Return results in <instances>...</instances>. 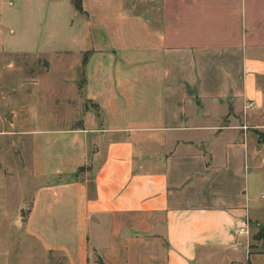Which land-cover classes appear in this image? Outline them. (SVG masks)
<instances>
[{
    "label": "crops",
    "instance_id": "obj_1",
    "mask_svg": "<svg viewBox=\"0 0 264 264\" xmlns=\"http://www.w3.org/2000/svg\"><path fill=\"white\" fill-rule=\"evenodd\" d=\"M15 1L0 0L1 22ZM53 4L73 7L75 30L51 31L71 73L48 100L52 126L28 132L17 222L34 257L264 264L234 234L264 217V0Z\"/></svg>",
    "mask_w": 264,
    "mask_h": 264
},
{
    "label": "rangeland",
    "instance_id": "obj_2",
    "mask_svg": "<svg viewBox=\"0 0 264 264\" xmlns=\"http://www.w3.org/2000/svg\"><path fill=\"white\" fill-rule=\"evenodd\" d=\"M34 2V7L22 0L15 1L13 7L6 6L15 17L0 21V254L6 253L0 255V262L3 257L6 264H44L34 257L33 249L26 244L25 228L17 222L19 216H26L24 204L34 185L28 132L52 126L44 119L51 112L48 100L55 90L63 88L59 81L71 73L69 68L62 70L69 61L63 57L60 63L49 48L60 41L59 33L56 40H50L52 30H75L74 18L65 9L73 7L65 4L57 9L54 0ZM21 206L23 211L17 213ZM260 225L263 229L264 217L253 223L249 234L253 251L264 248V241L258 239Z\"/></svg>",
    "mask_w": 264,
    "mask_h": 264
},
{
    "label": "built area",
    "instance_id": "obj_3",
    "mask_svg": "<svg viewBox=\"0 0 264 264\" xmlns=\"http://www.w3.org/2000/svg\"><path fill=\"white\" fill-rule=\"evenodd\" d=\"M250 107V105L246 106L245 108H248ZM244 130L247 129L246 126H243L242 127ZM234 234L236 236H245V237H249V234H250V227H249V224L246 223L244 227H241L240 229H237L235 230Z\"/></svg>",
    "mask_w": 264,
    "mask_h": 264
},
{
    "label": "trees",
    "instance_id": "obj_4",
    "mask_svg": "<svg viewBox=\"0 0 264 264\" xmlns=\"http://www.w3.org/2000/svg\"><path fill=\"white\" fill-rule=\"evenodd\" d=\"M72 4L75 8L76 11L80 12L81 11V0H72ZM81 85H79V88L81 89ZM260 231L258 233V239L264 241V228L262 229L261 227L259 228Z\"/></svg>",
    "mask_w": 264,
    "mask_h": 264
},
{
    "label": "water",
    "instance_id": "obj_5",
    "mask_svg": "<svg viewBox=\"0 0 264 264\" xmlns=\"http://www.w3.org/2000/svg\"><path fill=\"white\" fill-rule=\"evenodd\" d=\"M261 228H262V226H261Z\"/></svg>",
    "mask_w": 264,
    "mask_h": 264
}]
</instances>
